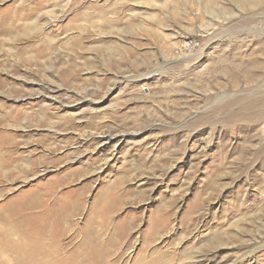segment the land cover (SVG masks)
<instances>
[{"label": "rangeland", "instance_id": "1", "mask_svg": "<svg viewBox=\"0 0 264 264\" xmlns=\"http://www.w3.org/2000/svg\"><path fill=\"white\" fill-rule=\"evenodd\" d=\"M0 28L1 218L65 206L70 255L105 215L103 264H264V0H0Z\"/></svg>", "mask_w": 264, "mask_h": 264}, {"label": "bare ground", "instance_id": "2", "mask_svg": "<svg viewBox=\"0 0 264 264\" xmlns=\"http://www.w3.org/2000/svg\"><path fill=\"white\" fill-rule=\"evenodd\" d=\"M109 140L108 137L107 141ZM24 211L23 215L11 211L6 216H3V218L0 217V225L5 226V230L3 231L4 238L0 240V245L12 249L16 255H13L14 259L16 258V264H69L67 260L76 256H79L78 258L80 256L90 257L89 261L82 262L81 264H103L102 260L105 259L104 256L109 254L107 247L98 245L99 243L96 239H93V241L89 239L90 235L103 231V226L105 227V224L109 222L105 215L97 216L89 214L87 216L86 223L88 225L86 224L85 241L80 244L79 252L67 255L63 253V243H60L62 234L67 230L65 227L67 226L66 218L69 212L67 208L62 205L47 208L40 201L35 200L31 206L24 208ZM81 234L84 235V233ZM90 250L98 251L102 255L91 257Z\"/></svg>", "mask_w": 264, "mask_h": 264}]
</instances>
